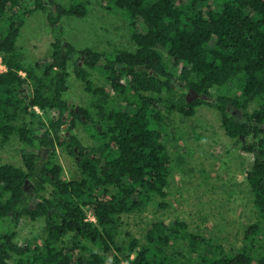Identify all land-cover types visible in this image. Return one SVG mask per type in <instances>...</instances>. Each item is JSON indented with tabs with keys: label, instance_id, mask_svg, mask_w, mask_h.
<instances>
[{
	"label": "trees",
	"instance_id": "1",
	"mask_svg": "<svg viewBox=\"0 0 264 264\" xmlns=\"http://www.w3.org/2000/svg\"><path fill=\"white\" fill-rule=\"evenodd\" d=\"M96 1L126 13L134 49L107 54L67 40L63 19L86 17L88 1L0 0V144L25 146L24 167L0 164V264H264L253 249L264 229V0ZM36 12L53 29V52L27 65L17 41ZM71 66L88 107L65 98ZM206 106L254 156L246 179L256 221L245 233L251 244L235 254L180 218L150 224L142 239L124 229L144 207H166L174 163L166 119ZM80 126L96 145L73 133ZM58 146L76 158L80 178H63ZM23 219L45 221L40 242L19 243Z\"/></svg>",
	"mask_w": 264,
	"mask_h": 264
},
{
	"label": "rangeland",
	"instance_id": "2",
	"mask_svg": "<svg viewBox=\"0 0 264 264\" xmlns=\"http://www.w3.org/2000/svg\"><path fill=\"white\" fill-rule=\"evenodd\" d=\"M56 1L65 7L75 2ZM82 1L89 2L86 17L63 19L69 42L78 49L91 47L107 54L119 49L135 48L126 13L105 10L96 0ZM52 32L47 15L42 12H36L25 19L17 41L25 64H33L53 52ZM69 71L70 89L65 95L66 100L71 105L88 107L90 97L84 90V83L76 77L73 66ZM92 79L97 85L108 86L107 80L98 70L92 71ZM188 95L191 101L196 97L194 94ZM255 107L251 106L249 111ZM233 112L243 117L236 109ZM166 120L169 124L167 141L174 157L166 207L161 208L155 203L130 215L126 219L125 231L142 239L150 224L180 218L189 223L194 233L206 236L212 246L223 245L232 254L249 246L251 243L245 239V233L256 221V211L252 204L246 170L254 156L243 152L240 145L227 137L221 126V115L216 108L200 107L194 117L174 113ZM64 133L68 134L67 129ZM73 133L78 135L85 146L97 144L83 126L76 128ZM24 148L17 138L6 145L0 144V164L11 163L24 167ZM29 149L37 151L32 147ZM57 153L64 169L63 178L67 181L80 178L82 171L69 149L58 146ZM44 228V220L33 222L23 219L19 227V243L40 242L44 236ZM253 244L254 251L264 257V229L261 237ZM8 264L15 262L12 260Z\"/></svg>",
	"mask_w": 264,
	"mask_h": 264
},
{
	"label": "built area",
	"instance_id": "3",
	"mask_svg": "<svg viewBox=\"0 0 264 264\" xmlns=\"http://www.w3.org/2000/svg\"><path fill=\"white\" fill-rule=\"evenodd\" d=\"M5 71H6V65L4 64L3 56L0 54V73H3ZM125 264H129V263L125 262Z\"/></svg>",
	"mask_w": 264,
	"mask_h": 264
},
{
	"label": "water",
	"instance_id": "4",
	"mask_svg": "<svg viewBox=\"0 0 264 264\" xmlns=\"http://www.w3.org/2000/svg\"><path fill=\"white\" fill-rule=\"evenodd\" d=\"M191 100L189 99L188 102H190Z\"/></svg>",
	"mask_w": 264,
	"mask_h": 264
},
{
	"label": "flooded vegetation",
	"instance_id": "5",
	"mask_svg": "<svg viewBox=\"0 0 264 264\" xmlns=\"http://www.w3.org/2000/svg\"><path fill=\"white\" fill-rule=\"evenodd\" d=\"M191 94V93H190ZM189 96V95H188Z\"/></svg>",
	"mask_w": 264,
	"mask_h": 264
}]
</instances>
